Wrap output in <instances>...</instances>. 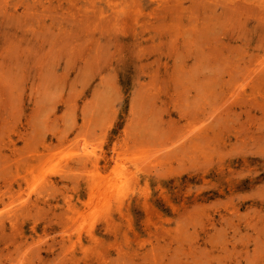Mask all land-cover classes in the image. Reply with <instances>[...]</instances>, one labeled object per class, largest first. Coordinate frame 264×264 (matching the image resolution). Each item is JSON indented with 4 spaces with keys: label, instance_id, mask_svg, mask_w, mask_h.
<instances>
[{
    "label": "rangeland",
    "instance_id": "1",
    "mask_svg": "<svg viewBox=\"0 0 264 264\" xmlns=\"http://www.w3.org/2000/svg\"><path fill=\"white\" fill-rule=\"evenodd\" d=\"M0 264H264V0H0Z\"/></svg>",
    "mask_w": 264,
    "mask_h": 264
}]
</instances>
